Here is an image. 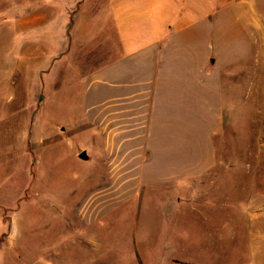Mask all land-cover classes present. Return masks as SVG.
<instances>
[{
  "label": "rangeland",
  "instance_id": "374dc122",
  "mask_svg": "<svg viewBox=\"0 0 264 264\" xmlns=\"http://www.w3.org/2000/svg\"><path fill=\"white\" fill-rule=\"evenodd\" d=\"M114 26L108 0H0V264H264V36L222 70L205 193L138 177L128 194L85 99Z\"/></svg>",
  "mask_w": 264,
  "mask_h": 264
},
{
  "label": "crops",
  "instance_id": "0c3cea01",
  "mask_svg": "<svg viewBox=\"0 0 264 264\" xmlns=\"http://www.w3.org/2000/svg\"><path fill=\"white\" fill-rule=\"evenodd\" d=\"M108 11L119 54L92 74L85 99L92 119L108 117L102 145L125 147L109 156L113 178L128 194L138 177L204 194L223 128L222 70L260 48L264 0H108Z\"/></svg>",
  "mask_w": 264,
  "mask_h": 264
},
{
  "label": "water",
  "instance_id": "95a60500",
  "mask_svg": "<svg viewBox=\"0 0 264 264\" xmlns=\"http://www.w3.org/2000/svg\"><path fill=\"white\" fill-rule=\"evenodd\" d=\"M79 157L82 159V160H88L89 157L87 155V153L85 151L81 152Z\"/></svg>",
  "mask_w": 264,
  "mask_h": 264
}]
</instances>
